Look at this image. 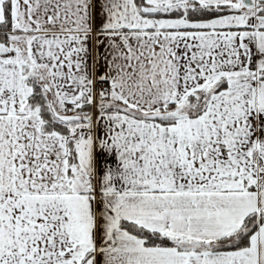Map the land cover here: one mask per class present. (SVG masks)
<instances>
[{
    "label": "snow or ice",
    "instance_id": "6c2138e0",
    "mask_svg": "<svg viewBox=\"0 0 264 264\" xmlns=\"http://www.w3.org/2000/svg\"><path fill=\"white\" fill-rule=\"evenodd\" d=\"M0 264H264V0H0Z\"/></svg>",
    "mask_w": 264,
    "mask_h": 264
}]
</instances>
